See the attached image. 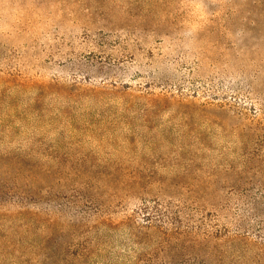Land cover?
<instances>
[{"label":"rangeland","instance_id":"obj_1","mask_svg":"<svg viewBox=\"0 0 264 264\" xmlns=\"http://www.w3.org/2000/svg\"><path fill=\"white\" fill-rule=\"evenodd\" d=\"M0 264H264V0H0Z\"/></svg>","mask_w":264,"mask_h":264}]
</instances>
